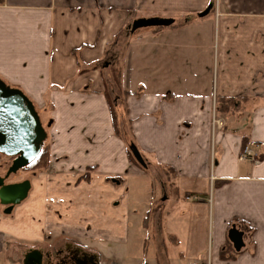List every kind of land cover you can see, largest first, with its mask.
Here are the masks:
<instances>
[{
    "label": "crops",
    "instance_id": "crops-1",
    "mask_svg": "<svg viewBox=\"0 0 264 264\" xmlns=\"http://www.w3.org/2000/svg\"><path fill=\"white\" fill-rule=\"evenodd\" d=\"M145 17L175 23L135 36L130 27ZM185 26L196 72L182 87L176 34ZM112 61H122L130 93L117 104L121 136L107 98L113 71L103 67ZM203 61L211 72L197 71ZM0 79L47 117L51 137L48 168L33 177L28 200L0 213V264H9V241L43 244L27 261L43 264L55 234L93 244L98 264H123L110 247L128 244L134 220L150 232L144 214L156 209L162 244L145 248V264H264V0H5ZM218 98L239 100L236 112H217ZM131 177L156 182L160 205L153 194L144 212L135 208ZM233 227L243 233L240 251Z\"/></svg>",
    "mask_w": 264,
    "mask_h": 264
},
{
    "label": "rangeland",
    "instance_id": "rangeland-1",
    "mask_svg": "<svg viewBox=\"0 0 264 264\" xmlns=\"http://www.w3.org/2000/svg\"><path fill=\"white\" fill-rule=\"evenodd\" d=\"M140 16L142 15H136V18ZM145 19H149V18L145 17ZM181 22H184V17L182 18ZM147 29L155 30L156 28H147ZM144 30L145 29H140L137 32H135L134 35L137 36L141 34L142 31ZM191 32L192 31L190 30V28L185 26L184 28H180L178 30V33L176 34L177 37L180 39L179 45L181 47V50H180L181 59H180V62L176 64L175 69L178 70V67H179V71L181 74L180 75L181 76L180 85L182 87L190 84L189 76L193 72L194 73L196 72L194 61L193 62L190 61V55L192 54L194 58V54H195L194 53V43L190 41ZM112 62L111 64H108V62L103 64V67L106 66L105 67L106 71H113L116 68H121L123 70L122 61H118V63H115L114 61ZM131 70H132V74L134 78L140 80L141 74H142V60H141V55L138 52H135L133 55V64L131 66ZM207 70L210 71L208 62H205V61L198 62L197 71L207 72ZM110 77L111 76H108V80H109L108 84H110L109 86H111L110 88H108V95H109V102L111 103L115 100V97L117 96V92L114 88V82L112 81V78ZM201 79H203L204 82L206 81V77L201 78ZM133 90H136V87H134V85L132 86V91ZM136 92H139V89H137ZM120 102H122L121 105L124 106V101L121 100ZM119 112H122V111L119 110ZM39 115L41 117L42 124L47 132V140L44 144V147L48 146V149L50 150L51 137L49 135V127H47L49 122H48L47 117L43 116L42 113H39ZM124 131H125V126H124ZM127 144L130 146L132 144V141L131 142L128 141ZM128 145H127V152L130 155L131 159H133V161L136 163L132 155L129 153ZM12 163H13L12 158L0 154V177H5L7 175V172L9 168L12 166ZM42 172H45V170L31 172V171H24L23 169L19 171L17 174L10 176L9 179L6 181V183L12 184V183H19V182H23L27 180L31 182L33 181L34 176ZM161 176H163V174H161ZM129 182L130 184H129V189H128V195L135 208H137V205H138L137 209H140V211L143 210L144 212L145 206L148 205L149 202L153 200L154 198L153 194L158 197L157 205H160V202H161L160 201L161 199L160 190L157 188L158 185L156 182H154L150 178L144 179V178H136V177H131ZM174 187L175 186H173L172 189H174ZM165 196L168 199L169 195H165ZM27 200L28 198L26 199V201ZM4 209L5 207L0 204L1 214L4 212ZM156 210L154 211V214L151 215V217H149L148 212L147 214L143 213L145 216V223L148 224L151 221L150 226L152 225V230L150 232H149V229L147 228V225L146 226L143 225L144 227H142V229L146 230L145 232L139 231V229L137 228V223L134 220V222L132 223L133 231H131L129 236L127 237L128 244L126 243V245L123 247H119L116 245H112L110 247L111 250L114 251V255H116L117 259L120 260V262H122L123 264H145L147 262V258L149 256V251H150V250L146 251L145 248L150 247L151 249L155 245L162 244L160 242L161 236H160V229H159V224H158V214ZM11 215H13V213L8 216H11ZM57 224H61V222L56 221L55 225ZM135 229H137L138 231ZM148 237H150V239ZM145 241L147 242L144 245ZM47 243L48 245L52 246V248L51 249L46 248L44 250V263L43 264H49L50 262L55 263L59 260V258L64 257L70 251L77 252L76 254L77 256L82 255L83 253H86V255L90 256L91 253L98 251L97 248H95L93 244L82 242L80 239H76V238H65L57 234L51 237L50 240L48 239ZM36 246L41 247L43 246V244L33 245V244L21 242V241H14V242L9 241L5 249V254H4L5 259L7 260L9 264H27L28 256H29L28 255L29 249L32 247L36 248ZM46 255L48 257H46ZM105 257H108V256H105ZM105 264H114V263L105 262Z\"/></svg>",
    "mask_w": 264,
    "mask_h": 264
},
{
    "label": "water",
    "instance_id": "water-1",
    "mask_svg": "<svg viewBox=\"0 0 264 264\" xmlns=\"http://www.w3.org/2000/svg\"><path fill=\"white\" fill-rule=\"evenodd\" d=\"M213 6L199 14L203 18ZM175 20L163 18L138 19L133 22L130 32L140 29L169 28ZM47 140V132L33 102L19 89L8 86L0 79V154L13 159L5 177H0V204L5 214L10 215L14 208L23 203L31 191V182L7 184L10 176L17 174L32 164L40 155ZM129 151L134 160L144 169L147 163L137 146L132 143ZM230 242L238 251L244 246L243 233L233 227L228 234Z\"/></svg>",
    "mask_w": 264,
    "mask_h": 264
},
{
    "label": "trees",
    "instance_id": "trees-1",
    "mask_svg": "<svg viewBox=\"0 0 264 264\" xmlns=\"http://www.w3.org/2000/svg\"><path fill=\"white\" fill-rule=\"evenodd\" d=\"M5 0H0V5L4 4ZM162 28H156L155 30H161ZM121 79H122V69L121 68H116L112 72V81L114 82V88L117 92V96L115 97V100L113 102H109L110 109H111V115L113 119V126L115 129V134L121 136L122 135V130H121V118H122V113L119 112L118 110V102L122 96L127 97L130 95L129 92L127 91H122L121 89ZM111 86H109L110 88ZM107 98L109 101V95L107 94ZM239 100L235 98L231 99H225V98H218L217 100V112L219 113H234L236 112V108H238ZM234 111V112H233ZM133 143V142H132ZM129 149V145H128ZM130 153V151H129ZM131 154V153H130ZM49 165V149L48 146L44 147L39 155V157L28 167L24 169V171H31V172H37V171H44L47 170Z\"/></svg>",
    "mask_w": 264,
    "mask_h": 264
},
{
    "label": "flooded vegetation",
    "instance_id": "flooded-vegetation-1",
    "mask_svg": "<svg viewBox=\"0 0 264 264\" xmlns=\"http://www.w3.org/2000/svg\"><path fill=\"white\" fill-rule=\"evenodd\" d=\"M77 252H69L64 257L59 258L55 263L50 262L49 264H98L96 258L93 255H76Z\"/></svg>",
    "mask_w": 264,
    "mask_h": 264
},
{
    "label": "built area",
    "instance_id": "built-area-1",
    "mask_svg": "<svg viewBox=\"0 0 264 264\" xmlns=\"http://www.w3.org/2000/svg\"><path fill=\"white\" fill-rule=\"evenodd\" d=\"M214 125H215L216 127H223L224 123H223V121H221V120H216V119H215V121H214ZM248 153H249V150L246 148L244 154H248ZM243 159H244V157H243Z\"/></svg>",
    "mask_w": 264,
    "mask_h": 264
}]
</instances>
